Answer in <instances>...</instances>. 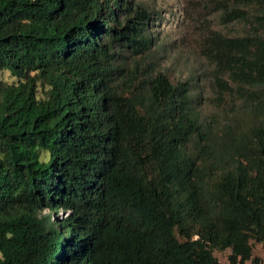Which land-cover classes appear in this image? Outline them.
<instances>
[{"label":"trees","instance_id":"obj_1","mask_svg":"<svg viewBox=\"0 0 264 264\" xmlns=\"http://www.w3.org/2000/svg\"><path fill=\"white\" fill-rule=\"evenodd\" d=\"M157 15L0 0V264H264V0Z\"/></svg>","mask_w":264,"mask_h":264},{"label":"rangeland","instance_id":"obj_2","mask_svg":"<svg viewBox=\"0 0 264 264\" xmlns=\"http://www.w3.org/2000/svg\"><path fill=\"white\" fill-rule=\"evenodd\" d=\"M147 4L154 6L158 11L156 20V32L164 42H175L176 49L180 56L177 57L175 68L181 74L191 72L200 65L194 54L188 53L185 45L191 44L192 28L184 25V15L186 12V2L190 0H143ZM0 79L9 80L7 73H0ZM44 156L47 153L42 152ZM58 214L61 215L59 212ZM221 262H225L223 253H215Z\"/></svg>","mask_w":264,"mask_h":264},{"label":"crops","instance_id":"obj_3","mask_svg":"<svg viewBox=\"0 0 264 264\" xmlns=\"http://www.w3.org/2000/svg\"><path fill=\"white\" fill-rule=\"evenodd\" d=\"M262 254V253H261Z\"/></svg>","mask_w":264,"mask_h":264}]
</instances>
